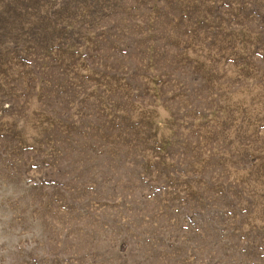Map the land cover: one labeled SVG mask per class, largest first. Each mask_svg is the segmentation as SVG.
<instances>
[{"label":"rangeland","instance_id":"obj_1","mask_svg":"<svg viewBox=\"0 0 264 264\" xmlns=\"http://www.w3.org/2000/svg\"><path fill=\"white\" fill-rule=\"evenodd\" d=\"M0 264H264V0H0Z\"/></svg>","mask_w":264,"mask_h":264}]
</instances>
